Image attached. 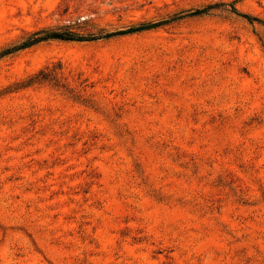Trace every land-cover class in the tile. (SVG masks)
<instances>
[{
  "label": "rangeland",
  "instance_id": "rangeland-1",
  "mask_svg": "<svg viewBox=\"0 0 264 264\" xmlns=\"http://www.w3.org/2000/svg\"><path fill=\"white\" fill-rule=\"evenodd\" d=\"M160 21L0 57V264H264V0H0V53Z\"/></svg>",
  "mask_w": 264,
  "mask_h": 264
},
{
  "label": "trees",
  "instance_id": "trees-1",
  "mask_svg": "<svg viewBox=\"0 0 264 264\" xmlns=\"http://www.w3.org/2000/svg\"><path fill=\"white\" fill-rule=\"evenodd\" d=\"M206 9H202V10H198V11H195L193 14H199V13H203ZM243 17L247 18L248 20H255L254 18H249L245 15H243ZM164 22L166 21H160V22H155V23H152V24H148V25H144V26H141L137 29H128V30H121V31H116V32H111V33H106L104 34L103 36L101 37H83L81 35H78L76 33H73L71 31H62V32H54V31H49V32H37L35 33L33 36H31L28 40L24 41L22 44L16 46V47H12V48H9V49H6L4 51H2L0 53V57L1 56H4V55H7V54H10L14 51H17L19 49H22V48H27V47H30L36 43H39L41 41H45V40H66V41H70V40H77V41H82V40H94V39H97V38H105V37H109V36H114V35H122V34H126V33H129V32H132L134 30H141V29H148V28H151V27H156L158 25H161L163 24Z\"/></svg>",
  "mask_w": 264,
  "mask_h": 264
}]
</instances>
